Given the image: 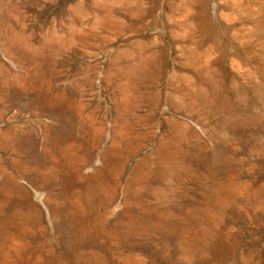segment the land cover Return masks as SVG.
Here are the masks:
<instances>
[{"label":"rangeland","instance_id":"374dc122","mask_svg":"<svg viewBox=\"0 0 264 264\" xmlns=\"http://www.w3.org/2000/svg\"><path fill=\"white\" fill-rule=\"evenodd\" d=\"M0 264H264V0H0Z\"/></svg>","mask_w":264,"mask_h":264}]
</instances>
